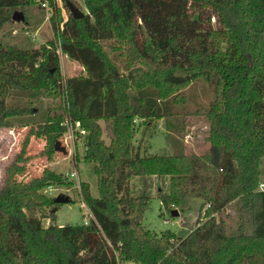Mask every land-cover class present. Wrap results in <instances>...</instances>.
<instances>
[{"label": "trees", "instance_id": "16d2710c", "mask_svg": "<svg viewBox=\"0 0 264 264\" xmlns=\"http://www.w3.org/2000/svg\"><path fill=\"white\" fill-rule=\"evenodd\" d=\"M39 1L0 0V128L29 127L4 169L0 264H116L108 242L120 259L142 264H264V0H83L107 39L91 34L84 18H71L80 34L57 44L23 48L6 39L12 25L24 30L43 19L33 13ZM14 11L24 20L14 21ZM50 25L56 33L54 17ZM58 46L84 73L60 75ZM194 82L213 91L207 106L187 113L207 120L208 150L186 153L178 145L170 155L151 153L145 139L155 133L152 119L164 118L169 140L178 143L171 128L182 126L172 105L187 101L183 91ZM59 93L66 117L46 112L40 99ZM66 118L86 133L82 158L93 164L98 196L85 182L78 193L95 221L44 226L42 218L61 205L46 188L73 182L47 165L22 179L26 148L30 136L45 138L40 154L51 160ZM135 176L168 177L167 191L157 194L169 213L201 199L206 208L195 228L177 238L144 227L150 198L146 186L132 192ZM231 203L233 233L214 217ZM29 208L39 216L29 217Z\"/></svg>", "mask_w": 264, "mask_h": 264}, {"label": "rangeland", "instance_id": "374dc122", "mask_svg": "<svg viewBox=\"0 0 264 264\" xmlns=\"http://www.w3.org/2000/svg\"><path fill=\"white\" fill-rule=\"evenodd\" d=\"M67 1L74 3L84 13L83 22L91 34L101 37L108 35V32L100 25L99 20L95 19V16L88 11L83 0ZM42 2L45 3V7L42 6ZM39 3V6L35 8L33 13L36 18H38L39 15H43V19L36 25L30 26L24 30L21 28L20 24H17V26L12 25L10 31L5 35L6 39L10 42L20 44L23 48H39L48 39L55 41L57 44L60 36L74 38L80 34V28L78 24L71 19L64 0H40ZM53 17L57 25L56 33L50 25V20ZM103 39L107 38L105 37ZM104 43L107 44L108 40H104ZM56 53L59 59V73L62 77L84 73L83 66L79 62L71 60L63 55L59 46L56 48ZM183 94L187 97V101L183 105H172V111L178 113L176 115L178 121L174 123L180 127L182 126L179 130L171 128V134L175 135L178 143L175 144L169 140L170 134L168 133L170 132H168L166 129L167 127H165L166 122L164 118L157 120L152 119L151 128L153 129L154 126L153 130L155 133H153L152 136H147L145 139V143H147L148 146L150 145L147 150H150L151 153L170 155L178 150V145H180V148L182 147L186 153L195 152L200 154L208 150L209 144L205 140L208 134L207 120L203 116H192L187 113L194 111L199 105L207 106L213 98V91L210 87L201 82H194L183 91ZM40 99L43 102L46 112L53 114L61 111L63 117H66L67 105L64 101V94L59 93V96L55 98L44 97ZM180 112H184V115L180 114ZM173 117L169 118L168 121H173ZM138 121L139 120L136 119L135 123L137 124ZM99 123L103 128V121H99ZM17 124L12 129L0 128V188L4 181V169L19 151L22 140L29 129L28 126ZM65 125H67V123H65ZM78 127L77 123L71 124L68 122L66 131L62 135V141H60L61 145L66 148V153L57 152L51 160H48L45 156L40 154L45 145V138L30 136L26 148L27 155L29 156V160L26 164L27 171L21 178L28 180L34 175L37 176L45 165L62 175L70 171H75L79 177V181L88 184L91 195L98 196L97 176L94 172L93 164L82 158L84 154L83 137L86 133L81 134L77 130ZM79 128L82 129L81 127ZM69 130L77 133V138L74 139L73 143L64 139ZM134 134L136 139H139L140 132L138 131ZM103 136L105 137V133H103ZM260 169L259 184H264V158L260 161ZM66 180L70 181L68 178H66ZM167 180V176H152L149 178L135 176L131 178L129 184L134 194L139 193L145 186L147 187L150 203L143 215L142 224L144 227L150 229L156 235L170 230L175 233L177 238L185 237L195 228L206 206H203V201L201 199L192 198L189 200L188 209L184 211L178 210L179 214L177 216H172L162 207L157 194L159 187L167 191ZM48 188H51V194L48 193L49 195L55 197L58 194H66L70 197V201L62 203L56 208L55 212H51L52 214L49 217L42 218L43 224L47 225L49 223H54L58 225H73L83 223L85 208L80 206L83 199L78 193L75 181L73 185H55ZM25 212L29 217L39 216L38 210L34 208L25 209ZM214 217L224 222L229 233L235 232L237 228V215L233 203L227 205L223 211L215 214Z\"/></svg>", "mask_w": 264, "mask_h": 264}, {"label": "built area", "instance_id": "2783aa9c", "mask_svg": "<svg viewBox=\"0 0 264 264\" xmlns=\"http://www.w3.org/2000/svg\"><path fill=\"white\" fill-rule=\"evenodd\" d=\"M41 4H42V6L45 7V3L42 2ZM68 122H70V121H69L68 118H66L65 121H64V123H67L66 126H68ZM77 130L81 134H85V131L83 129H80L78 127ZM75 138H76L75 132H73L72 130L71 131L69 130L67 132V134L65 135V138L64 139L73 143ZM65 175L67 176V178L70 181H72V182L75 181L76 188L78 189V192H80V181H79V177H78L77 173L75 171H70V172H67ZM258 190L264 191V184L260 183L259 184V187H258ZM46 191H47V193L51 194V188H48ZM80 206L82 208H85V213L83 214V223L84 224H87V223H89L92 220L95 221V218L93 216V213L91 212V210L89 209V207L86 205V203L84 202V200L80 203ZM108 245L113 250L116 264H142L141 262L134 261V260H122V259H120L119 258V255H118L116 249L113 247V245L110 242H108Z\"/></svg>", "mask_w": 264, "mask_h": 264}, {"label": "water", "instance_id": "95a60500", "mask_svg": "<svg viewBox=\"0 0 264 264\" xmlns=\"http://www.w3.org/2000/svg\"><path fill=\"white\" fill-rule=\"evenodd\" d=\"M66 6L69 10L72 19L83 18L84 13L74 3H72L71 1H67ZM12 19L14 21L20 22L24 20V15L20 11H14L12 14ZM54 148L57 152L66 153V148L63 145H61V142L58 140L55 142ZM69 201H70V197L66 194H58L54 197V202L58 204L66 203ZM55 211H56V207L51 209V212H55ZM170 214L172 216H177L179 214V211L178 209H173L171 210Z\"/></svg>", "mask_w": 264, "mask_h": 264}, {"label": "crops", "instance_id": "0c3cea01", "mask_svg": "<svg viewBox=\"0 0 264 264\" xmlns=\"http://www.w3.org/2000/svg\"><path fill=\"white\" fill-rule=\"evenodd\" d=\"M4 129H6V128H4ZM1 130H3V129H1ZM42 224H43V222H42ZM44 225V224H43ZM48 225V224H47ZM47 225H44V226H47Z\"/></svg>", "mask_w": 264, "mask_h": 264}]
</instances>
